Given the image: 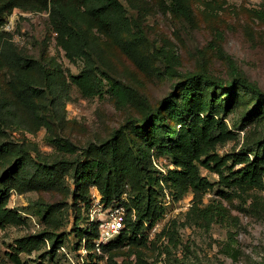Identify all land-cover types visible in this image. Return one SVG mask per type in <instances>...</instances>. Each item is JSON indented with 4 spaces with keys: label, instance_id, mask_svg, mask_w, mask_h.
<instances>
[{
    "label": "rangeland",
    "instance_id": "374dc122",
    "mask_svg": "<svg viewBox=\"0 0 264 264\" xmlns=\"http://www.w3.org/2000/svg\"><path fill=\"white\" fill-rule=\"evenodd\" d=\"M121 1L131 23L130 31L122 34L126 46L95 27L86 31L92 48L89 54L104 84V93L93 97L84 96L71 83L70 74H79L86 64L83 59L72 61L67 56L57 33L51 29L50 12L16 10L8 19L13 20V29L1 30L12 32V40L22 52L47 66L54 83H63L48 90L41 82L40 95L33 97L30 105L20 93L21 82L0 70V154L4 157L0 180L17 157L23 155L29 160L21 172V183L7 194L8 207L19 212L23 222L0 227V264H18L12 257L17 252L22 264H83L86 259L87 252L80 246L74 223L77 210L85 216L87 209L81 205L80 210L74 204L73 181L68 177L65 187L58 190L33 187L29 177L35 172L36 163L51 165L59 159H73L90 143H101L129 119L140 117L148 104L157 106L186 74L206 71L229 79L232 70L228 56L264 91V19L257 13L264 10V0H187L191 15L175 12L169 0ZM40 73L38 66L35 74L38 77ZM112 82L125 90L124 97L112 87ZM252 106L240 105L227 116L236 138L218 147L220 156L247 152L254 158L255 154L249 151L256 149L264 137V117L242 121L245 110ZM56 139L72 144L76 153L56 146ZM153 158L159 172L164 174L173 168L170 157ZM240 167L237 165L236 169ZM201 172L215 184L213 190L202 195V200L192 192L181 199L174 198L167 187L171 202H165L163 218L149 230L153 242L106 253L99 264H107L112 255L114 260L126 264H175L176 258H186L190 264H264V187L230 190L225 197L217 192L228 190L220 183V175L205 167H201ZM0 190H4L2 186ZM93 194L97 203L95 189ZM212 200L227 208L230 220L212 226L180 227L183 244L171 245V254L161 255L160 250L169 242L165 237L157 238L162 229L176 219L185 223L196 201L204 206ZM46 204L56 206L52 220L42 217ZM101 216L108 218L106 213ZM45 233L62 237L56 254H52L54 239L49 238L40 250H18V239ZM231 236L240 249L237 260L222 251Z\"/></svg>",
    "mask_w": 264,
    "mask_h": 264
},
{
    "label": "trees",
    "instance_id": "16d2710c",
    "mask_svg": "<svg viewBox=\"0 0 264 264\" xmlns=\"http://www.w3.org/2000/svg\"><path fill=\"white\" fill-rule=\"evenodd\" d=\"M169 1L175 12L191 15L187 0ZM16 10L50 12L51 29L57 33L67 56L72 61L83 59L86 64L79 74H70L71 83L86 97L104 93L103 79L89 54L92 48L86 31L95 27L114 37L119 45L126 46L122 34L130 31L131 23L121 0H0V28ZM257 13L264 19V10ZM12 34L0 32V70L7 71L21 82L20 93L32 105V98L39 96V89L43 88L41 82L48 90L63 82L54 83V75L48 67L22 52L12 40ZM228 62L232 70L229 79L215 77L206 71L186 74L157 106L148 104L140 117L129 119L101 143H90L73 159H59L51 165L36 163L29 185L58 190L65 187V180L69 177L76 187L74 204L78 208L84 205L87 209L85 216L77 210L74 223L80 246L87 252L83 264H99L106 253L153 242L149 230L166 212L167 187L174 198L181 199L192 192L198 200L214 189L215 184L203 176L201 167L220 175V183L228 190L217 192L225 197L229 196L230 190L264 187V137L257 142L256 149L249 151L255 154L252 159L247 152L226 156L217 152L220 145L236 138V132L230 129L226 120L234 108L253 104L245 110L242 117L245 122L264 117V91L238 68L233 57L228 56ZM38 66L41 73L37 77ZM112 87L121 98L125 96V90L117 83L112 82ZM54 143L72 153L77 151L70 143L58 139ZM154 155L170 157L173 168L164 174L159 172L154 166ZM23 157H17L0 180L4 189L0 190V227L23 222L21 214L7 205V194L21 183V172L29 163L28 158ZM1 159L4 157L0 154V162ZM237 165L241 167L236 169ZM94 189L98 195L97 203L92 195ZM115 207L124 209L123 227L113 239L102 243L101 252H98L96 244L102 240V220L97 208L108 212ZM41 212H44V219L52 220L56 216V206L46 204ZM186 218L183 224L178 219L173 220L157 235L158 239L165 237L169 240L160 250L161 255L171 254V245L183 244L180 227L193 224L212 226L230 220L227 208L216 200L204 206L196 201ZM46 238L54 239L52 254H56L63 240L54 233L20 238L17 240L18 250L27 253L40 250ZM222 251L234 260L239 259L240 249L233 236L223 244ZM133 253L137 255L138 252ZM113 256H108L107 264H126L114 260ZM12 257L16 263L22 264L18 252ZM174 261L175 264H190L186 258Z\"/></svg>",
    "mask_w": 264,
    "mask_h": 264
},
{
    "label": "built area",
    "instance_id": "2783aa9c",
    "mask_svg": "<svg viewBox=\"0 0 264 264\" xmlns=\"http://www.w3.org/2000/svg\"><path fill=\"white\" fill-rule=\"evenodd\" d=\"M13 26H14L13 20L10 18V20L2 28H0V31L4 29L11 31L13 29ZM169 199H171V197L168 194L166 198L167 204H170L171 202V200L169 202ZM101 213H106L108 215V218L105 220L101 216ZM98 214L100 215V219L102 220L101 223L102 240L99 241L96 244V246H97V251L101 252L102 243H105L113 239L119 233L120 229L123 227L124 209L123 207H115L114 209L108 212L99 211Z\"/></svg>",
    "mask_w": 264,
    "mask_h": 264
}]
</instances>
